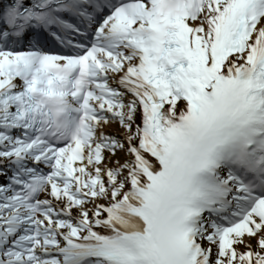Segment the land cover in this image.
Instances as JSON below:
<instances>
[{"label": "snow or ice", "instance_id": "6c2138e0", "mask_svg": "<svg viewBox=\"0 0 264 264\" xmlns=\"http://www.w3.org/2000/svg\"><path fill=\"white\" fill-rule=\"evenodd\" d=\"M0 264H264V0H0Z\"/></svg>", "mask_w": 264, "mask_h": 264}, {"label": "clouds", "instance_id": "9594fccd", "mask_svg": "<svg viewBox=\"0 0 264 264\" xmlns=\"http://www.w3.org/2000/svg\"><path fill=\"white\" fill-rule=\"evenodd\" d=\"M44 99L46 107L51 113L50 122L52 129L57 133H62L68 138H72L77 133V126L67 122V117L62 106L57 103L55 98Z\"/></svg>", "mask_w": 264, "mask_h": 264}, {"label": "bare ground", "instance_id": "6f19581e", "mask_svg": "<svg viewBox=\"0 0 264 264\" xmlns=\"http://www.w3.org/2000/svg\"><path fill=\"white\" fill-rule=\"evenodd\" d=\"M106 132H116L118 131V126L113 123L108 128L105 129Z\"/></svg>", "mask_w": 264, "mask_h": 264}]
</instances>
